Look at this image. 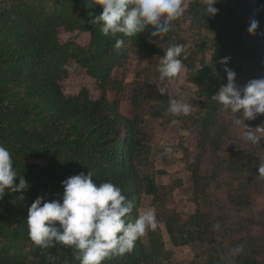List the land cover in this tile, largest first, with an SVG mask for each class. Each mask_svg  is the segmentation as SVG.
Wrapping results in <instances>:
<instances>
[{"label": "rangeland", "instance_id": "obj_1", "mask_svg": "<svg viewBox=\"0 0 264 264\" xmlns=\"http://www.w3.org/2000/svg\"><path fill=\"white\" fill-rule=\"evenodd\" d=\"M34 1L45 9L55 2ZM184 4V15L166 35L153 38L150 33L147 38L165 51L175 43L186 44L198 56L202 52L208 63L217 38L223 37L222 56L229 57L227 66L236 73L238 85L264 77V0H218L214 16H206L204 0ZM252 18L259 21L255 35L247 31ZM160 58L127 42L104 80L69 60L61 81L65 95L87 89L92 98L103 96L116 106L132 126L140 167L159 186L156 197L140 198L138 212L154 208L157 219L156 230L141 237L148 254L143 264H264V177L257 174L258 165L264 164V136L256 145L245 142V126L232 123L240 114L218 105L203 139L202 97L185 67L177 78L161 81ZM158 86L168 94H160ZM170 97L192 104L191 114H167ZM245 124L264 128V114ZM166 146L172 151L165 152ZM167 218L177 243L167 230ZM217 224L219 229L214 228ZM238 245L243 251L233 256L231 250ZM16 248L30 250L25 242Z\"/></svg>", "mask_w": 264, "mask_h": 264}, {"label": "trees", "instance_id": "obj_2", "mask_svg": "<svg viewBox=\"0 0 264 264\" xmlns=\"http://www.w3.org/2000/svg\"><path fill=\"white\" fill-rule=\"evenodd\" d=\"M101 12L102 6L91 0H55L49 9L34 0H0V145L9 150L15 170L28 184L21 191L6 188L0 198V264H78L71 248L35 246L27 225L31 203L38 196L60 200L61 182L70 176L92 172L98 185L110 181L120 187L122 195L136 203L128 220L136 218L142 194L158 195L159 186L140 167L132 148V126L116 106L103 96L92 98L87 89L65 95L61 88L69 60L104 80L127 42L164 55L165 50L147 38L154 31L151 26L123 37V47L115 49L114 38L90 22ZM224 41L217 38L208 63L202 52L198 56L187 50V58L181 57L202 97L203 139L208 138L218 107L211 97L224 84ZM170 220L166 219L167 230L177 243ZM18 242L30 250L16 248ZM147 256L140 238L131 252L104 264H143Z\"/></svg>", "mask_w": 264, "mask_h": 264}, {"label": "clouds", "instance_id": "obj_3", "mask_svg": "<svg viewBox=\"0 0 264 264\" xmlns=\"http://www.w3.org/2000/svg\"><path fill=\"white\" fill-rule=\"evenodd\" d=\"M218 0H204L206 16H214L218 9L213 5ZM93 4L102 6V12L91 17V24H99L101 33L114 38V48L120 49L125 41L123 37H133L151 26V36L166 35L172 22L181 18L185 11L184 0H91ZM259 21L252 18L247 29L255 35ZM187 58L186 44L170 45L160 58L157 71L161 81L173 80L184 69L181 57ZM229 57H223L221 63L227 82L221 84L211 100L222 105L225 110L240 116L233 120L234 125L245 126L242 137L245 142L259 144L264 136V128H252L245 120H254L264 114V77L253 78L243 86L236 83V73L227 66ZM160 94L168 90L158 86ZM192 104L184 100L169 98L167 114L172 116H188L192 112ZM172 147L166 146L165 152ZM257 174L264 177V164L258 165ZM88 172L70 176L63 180V195L60 200H45L38 196L28 207V235L35 246L53 248L63 245L71 248L73 259L78 264H104L114 256H123L131 252L138 239L147 230L157 228L154 208H146L138 212L134 220L128 217L136 208L134 199H126L122 189L110 181L99 185ZM19 182L15 183V179ZM21 191L28 188L25 178L18 174L13 166L9 150L0 145V198L5 189ZM214 228L219 229V224ZM243 251V245L231 250L233 256Z\"/></svg>", "mask_w": 264, "mask_h": 264}]
</instances>
